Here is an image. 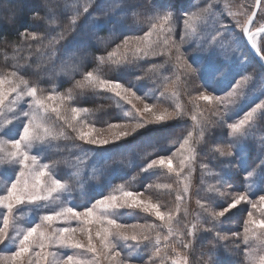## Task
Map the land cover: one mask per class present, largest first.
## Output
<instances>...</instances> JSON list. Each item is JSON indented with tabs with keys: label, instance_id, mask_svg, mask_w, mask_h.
<instances>
[{
	"label": "snow or ice",
	"instance_id": "6c2138e0",
	"mask_svg": "<svg viewBox=\"0 0 264 264\" xmlns=\"http://www.w3.org/2000/svg\"><path fill=\"white\" fill-rule=\"evenodd\" d=\"M256 4L259 6V0H256ZM97 7L101 8L100 5H97ZM101 10L105 16H109L115 10V7L101 8ZM82 11L85 13L88 12V5H85ZM160 11L161 9L158 5L153 6L152 20L154 22L150 25L151 30L144 37H136L138 41H143L144 43L132 45L130 44V38L125 36L123 40L124 55H121L119 59H113V57L117 56V51L120 47L118 46L117 51H112L108 54V60L113 64L120 65L122 61L127 59V54L130 51L132 52L133 58L139 53H143L147 57L149 50L153 48V44L155 43L150 39L154 32L159 38L162 34L172 31L170 26L165 27L173 19L172 12L164 11V14L160 15ZM187 11L186 9L184 13L180 14L181 19ZM80 15L81 11L77 10L67 25L61 28L56 35L38 37L35 33H23L22 36L24 39L30 37L33 41L39 39L43 42L46 40L48 42L47 46L52 47L55 44H59L67 33L76 29ZM230 15L236 14L230 13ZM255 15L256 13L252 12L247 15L245 20L237 19L235 23L246 34L251 49L254 50L260 61L264 63V54H262L264 53V48L261 47L256 38L258 33H264V24L258 26L256 32H253L251 27ZM34 19H40V17L37 15L34 16ZM112 23V21L108 22L109 25ZM183 23L185 27H190L187 20H183ZM204 23L206 26L207 21L205 20ZM192 31L195 32V28ZM225 31L228 30L225 29ZM77 36H79V33ZM73 40L77 41V37H74ZM210 40L216 41V37L213 36ZM164 42L167 44L168 40L165 39ZM227 42V39L216 41V49H223ZM78 44L86 49L91 44V37L78 41ZM203 51V47L198 48L196 46L188 49L185 53H180L179 49H177L176 60L179 61L183 56L195 53L192 60V64L196 66L195 68L192 65H187V61L181 64L180 67L185 68L186 72L199 73L200 79L204 83V90L196 99L209 103L212 101L221 103L224 95L216 93L215 85L223 81L229 73L234 71V66L233 64L222 61L215 54V51L212 55L208 56L201 55ZM55 53L56 49L53 48L51 55L55 56ZM91 55L90 52L85 50L80 55V59H87ZM96 59L101 63L105 62L103 56L96 57ZM235 61L237 63H243L242 58L239 56L235 57ZM251 79L250 74L243 75L244 82H248ZM233 84L235 85L234 88L232 87ZM76 87L80 89L90 87L94 90L99 89L112 93L115 97L132 105L137 116H133L125 122L109 124L108 130L111 133V139L108 137L96 138L92 133L98 131V129L88 124H82L81 126L74 123L80 120L82 113H88L89 110L79 106H71L70 104L67 107L65 106L66 100L71 101L74 99L71 90L66 95L58 94L54 91L52 93H46L37 85H30L28 80L19 76L15 71L0 74V132H3L5 127L12 126L8 129V132L4 133V136H0V165L9 164L16 166L13 170L14 174L7 181L5 191L3 194H0V209L4 210L3 213H0V245H3L4 249H11L10 255L0 256V264H26L24 258L30 252H33V249H39L33 255L40 260L41 264H102V259L115 260L118 257H122L118 261V264H149L148 261L143 259L134 260L133 254L139 253L142 249L143 251H148L151 248L153 256L159 255L161 251L160 234L158 233L156 235L154 241L148 235L157 226H138L136 224L129 225L121 222L120 218L114 215V210L118 208H139L145 213L154 214L157 220L163 222L164 228L166 229L167 236L164 237L165 240L171 238L173 235H176L178 238H182L185 235V233L179 231V226L182 224V221L176 219L180 212L179 206H177L175 214L171 211H161L160 204L153 203L150 199L147 202L140 200L139 196L143 193L127 190L123 185L118 186L112 193L106 196L101 195L94 199L82 210L65 206L53 208L66 195H70V184L67 180L58 178L49 163H42L43 152H33V148H43L58 138H67L66 133L62 130V126L61 130H57L55 120H60L63 122V125L71 128L77 134L76 138L80 141L88 145L106 146L110 143L114 144L117 141L124 140L129 136H135L137 132L141 129H146L149 125H159L169 120L183 119L184 117V113L180 110L179 106L174 111H169L168 109L154 111L153 105L145 104L143 112H141L135 108L132 100L129 99V96L135 99H141L132 88L124 87L119 81L103 79L98 75H94L93 72H87L84 80L77 82ZM260 87L264 91V76L261 77ZM239 88H241V84L237 83L236 79L233 78L232 83L229 85L230 90H226V96L229 102H235V97L243 95L242 92L238 93L236 91ZM212 93L216 94L213 95ZM25 97L30 99L25 101L26 107H20V102ZM145 113L149 114L147 119L143 118ZM257 113H259L261 119H264V100L257 103L251 110H246L243 118L239 119L238 122L227 124V127L231 130V134L243 135L245 124L253 120ZM125 114L130 115L129 113ZM191 119L201 129L200 135L202 136L203 126L201 121L197 119L196 115H193ZM19 125H22V127H19ZM85 128H87V131L84 130ZM9 133H13L14 135L9 136ZM191 140L192 132L189 131L187 137L183 138L182 143L179 144V148L182 150L186 149L190 154V158L194 159L195 148L190 145ZM147 143H152V141L149 140ZM119 147H124V145H119ZM232 147L233 144L229 143L223 149L217 147L215 151L223 156H231L233 155ZM84 151L90 153L93 149L89 148ZM157 165L162 169L166 168L169 173L175 172L179 178L180 172L173 168L170 157L153 159L142 170L147 171ZM185 166L182 160L180 171H183ZM260 166L261 176L264 177V153H262L260 159ZM241 167H243V163ZM255 171V169L246 171V175L251 177L255 174ZM224 183L227 184L228 182L224 181ZM185 191H187L186 187ZM117 192L118 194H116ZM257 196L258 201L255 198ZM177 199L182 200L183 197H177ZM214 203L215 200L213 199L208 201L209 208H211V220L208 222L213 224L212 227L205 229V231L209 232L216 230L215 221L220 217H224L226 212L237 209V206L242 203L249 205L251 209H264V186L256 193H252L250 189L234 193L226 203L217 204V207L220 209L219 211L212 208ZM29 208L33 211L52 208V211L40 216L38 218L39 222L33 226L20 228L17 221L23 215L24 211ZM244 211L247 213V219L244 222L243 240L246 244H249L250 241L253 242L249 244L250 251L248 255L251 260L252 251L256 250L254 245L258 246L259 250L264 252V211H261V218L259 219L254 217L251 210L244 209ZM238 214L239 211L234 212L233 216ZM71 221H76L81 227H53L58 222L70 225ZM93 223L98 225L95 237L100 241L99 247L94 242L93 233L89 227ZM138 227L139 231H136ZM129 228L133 229V231H127ZM195 230V225H193L192 230L187 235L194 237ZM10 231L12 233L11 235ZM77 232L87 233V244L82 243L76 238ZM216 234L218 236L220 235L218 230ZM233 235H236V233H233ZM223 238L226 239L227 237L225 236ZM181 244L185 248L189 246L182 239ZM55 247L83 250V252L69 254L66 258L60 259L57 257L55 251H45L46 249ZM173 250L175 251V249ZM50 257L51 259H49ZM27 264H32V260L29 259ZM173 264H187V262L186 260L181 261L178 258L173 260ZM259 264H264V255L259 257Z\"/></svg>",
	"mask_w": 264,
	"mask_h": 264
},
{
	"label": "rangeland",
	"instance_id": "374dc122",
	"mask_svg": "<svg viewBox=\"0 0 264 264\" xmlns=\"http://www.w3.org/2000/svg\"><path fill=\"white\" fill-rule=\"evenodd\" d=\"M156 1L158 4L164 5L167 11L172 12L173 19L165 26L166 28L170 26L172 31L162 34L159 38L154 32L150 39L155 43L153 44V48L149 50L147 57H145L143 53H139L133 58L132 52L130 51L127 54V59L121 62V64L135 61L152 62L144 68L145 75L148 74L150 76L149 88L146 89V91H141L143 88L139 87L138 91H135L137 96H140L141 99H135L132 96H129V99L132 100V104L135 105V108L139 109L141 112H143L145 104L153 105L154 111L163 109L174 111L177 106H179L180 110L189 119H191L193 115L197 116V119L202 123L203 134L202 136L200 135L201 129L197 127L196 123L193 121L188 131L176 144L175 150L170 155L165 153L157 157H170L172 159L173 168L180 172L179 178L175 172L169 173L166 168L162 169L157 165L152 169L142 171L144 173L153 174V177L141 191L136 192L127 185L123 186L127 190L143 193L139 196V199L142 201L147 202L150 199L153 203L160 204L161 211H171L175 214V210L177 206H179L180 212L176 219L182 221V224L179 226V231L185 233V235L182 238L173 235L171 238L165 240L164 237L167 236V232L163 222L157 220L154 214L145 213L139 208H118L114 210V215L119 217L121 222L129 225L157 226L153 228L148 235L152 241H154L156 235L158 233L160 234L161 251L159 255L153 256L151 248H149L148 251H143L142 249L139 253L133 254L134 260L143 259L148 261L149 264H173V260L178 258L181 261L186 260L187 264H259V257L264 255V252L260 251L258 246L254 245L256 250L252 251V259L250 260L248 255L250 251L249 244L253 242L250 241L249 244H246L243 240L244 222L247 219V213L244 209L251 210L254 217L257 219L261 218V211H264V209H251L249 205L242 203L237 206V209L226 212L224 217H220L215 221L216 230L211 232L205 231V229L213 226L212 223L208 222L211 220V208H209L208 205L210 199L215 200L212 208L219 211L220 209L217 207V204L226 203L234 193L249 189L252 193H256L264 186V177L261 176L260 171V159L262 153H264V119H261L259 113H257L253 120L245 124L243 135H232L231 130L227 127L228 123L238 122L239 119L243 118V114L246 110H251L257 103L264 100V91H262L260 87L261 77L264 76V70L247 49L244 33L235 23L237 19L245 20L247 15L253 12L256 0ZM186 9L188 11L181 19L180 14L184 13ZM193 13H195V15H193ZM230 13H235L236 15H230ZM183 20H187L190 27H185ZM205 20L207 21L206 26L204 23ZM261 24H264V0H262L259 14L251 30L256 32V28ZM193 28H195V32L192 31ZM225 29L228 31H225ZM149 30H151L150 26L148 31ZM147 32L137 37H144ZM229 33H231V35H229ZM213 36L216 37V41L227 39L228 42L223 49H216V41L210 40ZM257 36H259L257 40L258 43L264 48V33H258ZM165 39L168 40L167 44L164 42ZM137 43L144 42L138 41L136 37L130 39V44L135 45ZM193 46L198 48L203 47L204 51L201 53L203 56L212 55L215 51V54L218 55L222 61L233 64L234 66L235 70L229 73L223 81L215 85L216 93L224 95V99L221 103H217L216 101L209 103L204 100L196 99L204 90V83L200 79L198 72H186L185 68L180 67L181 64L187 61V65H192V67L195 68L196 66L192 64L195 53L185 55L179 61L176 60L177 49H179L180 53H185L188 49L193 48ZM117 49L118 47L113 51H117ZM121 55H124L123 44L119 47L117 56L113 57V59H119ZM237 56L242 58L243 63H237L235 61V57ZM103 63L106 69H108L109 66H119L108 60V55L105 56V62ZM6 73L11 72H0V74ZM93 74L105 79L101 71H95ZM245 74H250L252 79L248 82H244L243 75ZM142 77L143 75L138 78L142 79ZM233 78L236 79L237 83L241 84V88L236 89V91L238 93L242 92L243 95L235 97V102H229L226 96V90H230L229 85L232 83ZM143 82L144 80H140L137 83L141 84ZM232 87L234 88L235 85L233 84ZM90 90L93 91L92 88H90ZM68 92L69 91H66L60 94L66 95ZM216 93L212 94L215 95ZM110 94L114 98L119 112L120 118L117 122H125L126 120H130L133 116H137L132 105L115 97L114 94ZM29 99L30 98L25 97L24 100L20 102V107H26L25 101ZM69 104L71 105V101L66 100L65 106L67 107ZM125 113H129L130 115H126ZM92 117L90 112L82 113L80 120L74 123L81 126L82 124H88L98 129V131L92 133L96 138L108 137L111 139L108 125L100 127L94 126L91 121V119H93ZM148 117L149 114L145 113L143 118L147 119ZM174 121L175 119L159 125H149L146 129H141L137 132L135 136H129L124 140L136 138L145 131L172 124ZM54 122L58 131L61 130L62 126V130L66 133V136L69 132H73L71 128L63 125L62 121L55 120ZM11 127L12 126L5 127L4 131L0 132V136H4V133L8 132V129ZM19 127H22V125H19ZM84 130L87 131V128ZM189 131L192 132L190 145L195 148L194 159L190 158V154L186 149L182 150L179 148V144L182 143L183 138L187 137ZM73 134L77 136L75 132H73ZM12 135L14 134L9 133V136ZM62 138L63 137L58 138L57 140ZM57 140L52 141L50 145L43 148H33V152H43L41 159L42 163L45 162V150L50 149ZM229 143L233 144V155L223 156L215 151L217 147L223 149ZM182 160L186 166L183 168V171H180ZM242 163L243 167H241ZM49 164L53 167L57 176L56 167L51 163ZM15 167V165L9 164L0 165V194H3L5 191L7 181L14 174L13 170ZM253 169L256 170L255 174L248 177L246 171H252ZM224 181L228 183L225 184ZM185 187L187 191H185ZM116 194H118V192ZM177 197H183V199L178 200ZM255 198L258 201V196ZM60 206L74 207L72 190L70 195H66L65 198L62 199L59 204L54 205L53 208H58ZM50 211H52V208H44L39 211H33L29 208L24 211L17 223L20 228L33 226L35 223L39 222L38 218L40 216ZM237 211H239V214L233 216V213ZM3 212L4 210L0 209V213ZM229 217H231V219H229ZM193 225H195L196 229L194 237L187 235V233L192 230ZM67 226L81 227L76 221H71L70 225L60 222L53 225L54 228ZM89 227L92 230L94 242L99 247L100 241L95 237L98 225L93 223ZM217 230L220 233L219 236L216 234ZM127 231L131 232L133 229L129 228ZM136 231H139V227ZM233 233H236V235H233ZM11 234L10 231V235ZM225 236L227 237L226 239L223 238ZM76 238L82 243L87 244L86 232H77ZM181 239L184 243H188L189 246L186 248L183 247ZM173 249H175V251ZM35 251H39V249H33V252H30L24 258L26 264L29 259L32 260V264H41L40 260L33 255ZM45 251H55L57 257L60 259L66 258L69 254L83 252V250L59 247L46 249ZM10 254L11 249H4V246L0 245V256ZM177 254H179V256H177ZM121 258L122 257H118L115 260L102 259V264H118ZM49 259H51V257Z\"/></svg>",
	"mask_w": 264,
	"mask_h": 264
},
{
	"label": "trees",
	"instance_id": "16d2710c",
	"mask_svg": "<svg viewBox=\"0 0 264 264\" xmlns=\"http://www.w3.org/2000/svg\"><path fill=\"white\" fill-rule=\"evenodd\" d=\"M85 5H88L86 13L82 11ZM97 5L115 10L105 16ZM154 5L161 9L160 15L167 11L156 0H0V72L15 71L46 93L72 90L71 105L87 108L94 126L117 122L119 112L109 92L80 89L76 84L84 80L87 72L101 71L106 80L119 81L136 92L139 87L143 88L141 91L149 88L150 76L145 75L144 68L152 62L135 61L106 69L96 57L105 58L123 44L125 36L132 39L145 34L154 22ZM77 10L81 15L76 29L67 33L59 44L48 47L46 40L33 41L22 36L23 33H35L38 37L56 35ZM37 15L40 19H34ZM109 21L113 23L109 25ZM88 37L91 44L85 49L78 41ZM53 48L55 56L51 55ZM85 50L92 55L81 60ZM141 75L142 79L138 78ZM140 80L144 82L137 83ZM192 124L184 114L183 119H175L172 124L106 146L88 145L69 132L67 138L57 140L45 150L44 160L56 167L58 178L69 182L73 206L82 210L120 185L141 191L153 177L142 172L144 166L165 153L170 155ZM149 140L153 143H147ZM89 148L93 151L86 153L84 150Z\"/></svg>",
	"mask_w": 264,
	"mask_h": 264
},
{
	"label": "water",
	"instance_id": "95a60500",
	"mask_svg": "<svg viewBox=\"0 0 264 264\" xmlns=\"http://www.w3.org/2000/svg\"><path fill=\"white\" fill-rule=\"evenodd\" d=\"M261 3H262V0H259V6H257V4H255V8L253 10V12L256 13L255 17L253 18V24L259 14V11H260V7H261ZM253 26V25H252ZM252 28V27H251ZM244 39H245V42H246V45H247V49L249 50V52L252 54V56L255 58V60L257 61V63L260 65V67L264 70V63H262L260 61V59L258 58V56L256 55V53L254 52V50L251 49L250 47V44L249 42L247 41V36L246 34H244Z\"/></svg>",
	"mask_w": 264,
	"mask_h": 264
},
{
	"label": "bare ground",
	"instance_id": "6f19581e",
	"mask_svg": "<svg viewBox=\"0 0 264 264\" xmlns=\"http://www.w3.org/2000/svg\"><path fill=\"white\" fill-rule=\"evenodd\" d=\"M258 37H259V36H256L257 40H258Z\"/></svg>",
	"mask_w": 264,
	"mask_h": 264
}]
</instances>
